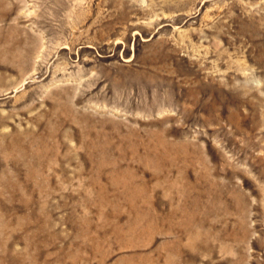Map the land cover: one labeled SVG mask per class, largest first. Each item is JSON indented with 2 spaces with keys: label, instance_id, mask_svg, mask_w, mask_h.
Listing matches in <instances>:
<instances>
[{
  "label": "rangeland",
  "instance_id": "obj_1",
  "mask_svg": "<svg viewBox=\"0 0 264 264\" xmlns=\"http://www.w3.org/2000/svg\"><path fill=\"white\" fill-rule=\"evenodd\" d=\"M0 264H264V0H0Z\"/></svg>",
  "mask_w": 264,
  "mask_h": 264
}]
</instances>
